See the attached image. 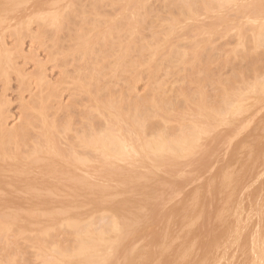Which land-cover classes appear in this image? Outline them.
<instances>
[{"label": "rangeland", "instance_id": "rangeland-1", "mask_svg": "<svg viewBox=\"0 0 264 264\" xmlns=\"http://www.w3.org/2000/svg\"><path fill=\"white\" fill-rule=\"evenodd\" d=\"M243 1L0 0V264H264V0Z\"/></svg>", "mask_w": 264, "mask_h": 264}, {"label": "bare ground", "instance_id": "bare-ground-1", "mask_svg": "<svg viewBox=\"0 0 264 264\" xmlns=\"http://www.w3.org/2000/svg\"><path fill=\"white\" fill-rule=\"evenodd\" d=\"M8 1H10V0H8ZM25 1H26V0H25ZM49 1L51 2V0H49ZM236 1H238V0H236ZM244 1H245V0H244ZM244 1H243L242 3H245ZM3 2H5V1H3ZM55 2H56V1H55ZM55 2H54V3H55ZM239 2H240V1H239ZM3 4H4V3H3ZM10 4H11V3H10ZM52 4H53V3L51 2L50 5H52ZM238 4L240 5V3H238ZM1 5H2V4H1ZM47 6H49V5H47ZM52 6H53V5H52ZM249 6H250V5H249ZM2 7H4V6H2ZM5 7H6V6H5ZM240 8H241V5H240ZM242 8H244V7H242ZM247 9H248V8H247ZM4 10H5V9H4ZM45 10H46V9H45ZM47 10H48V9H47ZM50 10H51V9H50ZM261 10H262V9H261ZM261 10H260V11H261ZM52 11H54V10H52ZM46 13H47V12H46ZM51 13H52V12H51ZM247 13H249V12H247ZM49 14H50V13H49ZM244 14H246V13H244ZM261 14H262V12H261ZM51 15H52V14H51ZM45 16H47V15L45 14ZM247 16H248V15H247ZM50 17H52V16H50ZM249 17H250V16H249ZM249 17H248V18H249ZM251 17H252V15H251ZM259 17H262V16H259ZM45 18H46V17H45ZM248 18H247V20H249ZM257 18H258V17H257ZM244 19H245V17H244ZM253 19H254V18H253ZM250 20H251V19H250ZM262 20H263V19H261L260 22H262ZM254 21H256V18L254 19ZM258 21H259V20H258ZM258 21H257V22H258ZM263 21H264V20H263ZM245 22H248V23H249V21H245ZM257 22H256V23H257ZM260 22H259V23H260ZM250 23H254V22H250ZM254 24H255V23H254ZM252 25H253V24H252ZM260 25H261V23H260ZM258 26H259V24H257V26L255 25L256 28H257ZM259 27H260V26H259ZM263 27H264V26H263ZM257 29H259V28H257ZM252 30L254 31L255 29H252ZM257 31H258V30H256V31L253 32V33H256ZM262 31H263V32H262ZM261 32L264 33V30H261ZM253 33H252V34H253ZM257 33H258V32H257ZM258 34H261L260 31H259ZM254 35H255V34H254ZM261 36H262V35H261ZM257 37H258V36H257ZM257 37H256V35H255V37L253 36V38H257ZM259 39H261V38L259 37ZM262 39H264V37H263ZM253 41H256V39L253 40ZM259 41H260V40H259ZM259 41H258V42H259ZM263 41H264V40H262V41H260V42H263ZM260 42H259V43H260ZM255 44H256V42H255ZM259 45H261V44H259ZM262 45H264V44H262ZM263 83H264V82H263ZM235 103H236V102H235ZM228 111H229V109H228ZM236 113H237V112H236ZM120 115H121V114H120ZM118 116H119V115H118ZM122 116H123L124 118H125V117L128 118V116H124V115H122ZM122 116H121V117H122ZM119 117H120V116H119ZM123 117H122V118H123ZM129 117H130V116H129ZM114 118H115V117H114ZM132 118H134V116H132ZM117 119H119V118L117 117ZM129 119H130V118H129ZM120 120H121V119H119L118 122H122V121H120ZM122 120H123V119H122ZM130 120H131V119H130ZM134 120H135V118H134ZM115 121H116V118H115ZM123 122L125 123L126 121L124 120ZM128 122H129V121H128ZM113 123H114V122H112V124H113ZM116 123H117V121H116ZM132 123H133V122H132ZM132 123H131V124H132ZM134 123H135V121H134ZM136 123H138V122L136 121ZM119 124L121 125L122 123H119ZM46 125H47V124H46ZM46 125H44V127H45ZM116 125H117V124H116ZM127 125H128V124H127ZM134 125H135V124H134ZM137 125H139V123H138ZM113 126H114V125H113ZM113 126H112L111 128H113ZM117 126H118V125H117ZM128 126H129V125H128ZM130 126H131V125H130ZM139 126H140V125H139ZM195 126H196V125H195ZM44 127H43V128H44ZM121 127H122V125H121ZM121 127H119V128L121 129ZM124 127H125V125H124ZM132 127H133V124H132ZM114 128H115V127H114ZM133 128H135V127H133ZM138 128H139V127H138ZM255 128H256V127H255ZM44 129H48L47 126H46ZM49 129H51V128H49ZM123 129H124V128H123ZM198 129H199V128H198ZM198 129H197V130H198ZM115 130H116V133H117V130H118V129H115ZM125 130L128 131V129H124V131H125ZM131 130H132L131 132H133V129H132V128H131ZM139 130H142V128L139 129ZM193 130H194V128H193ZM195 130H196V127H195ZM45 131H46V130H45ZM111 131L114 133L113 130H111ZM124 131H122V133H123ZM135 131H137V129H135ZM253 131H254V130H253ZM50 132H51V131H50ZM105 132H106V131H105ZM108 132H110V130H109ZM191 132H192V131H191ZM251 132H252V131H251ZM45 133H47V132H45ZM116 133H115V136L118 135V134H116ZM122 133H120V134H122ZM126 133H127V132H126ZM196 133H197V132H196ZM101 134H102V133H101ZM106 134H107V133H106ZM110 134H111V133H110ZM135 134H136V132H135ZM135 134H133V135L135 136ZM137 134H138V132H137ZM139 134H141V133L139 132ZM190 134H192V133H190ZM190 134H188V135H190ZM198 134L200 135V132H199V131H198ZM244 134H245V133H244ZM99 135H100V134H98V137H96V138L100 139ZM108 135H109V134H108ZM113 135H114V134H112L111 136L114 137ZM128 135H131V133L128 134ZM133 135H131V136H133ZM188 135H187V136L185 135V136L190 138V136H188ZM192 135H193V134H192ZM194 135H195V134H194ZM48 136H49V135H48ZM100 136H101V135H100ZM104 136H105V134H103V137H104ZM111 136H110V137H111ZM121 136H122V135H121ZM121 136H120V141H121V138L126 137V135H124V133H123V136H124V137H121ZM181 136H182V135H181ZM49 137H50V136H49ZM107 137H108V136H107ZM118 137H119V135H118ZM118 137H117V138H118ZM182 137H183V136H182ZM192 137H194V136H191V138H190V139H187V140H191V142H192V141L194 140V139H192ZM101 138H102V136H101ZM104 138H106V136H105ZM127 138H128V136H127ZM134 138H135V137H130L129 140L133 139V141H134ZM137 138H139V137L137 136ZM137 138H135V141H137V140H140V141H141V140H142V138H141V139H140V138L137 139ZM147 138H148V137H147ZM178 138H179V137H178ZM184 138H185V137H184ZM184 138H182V139L185 141L186 138H185V139H184ZM50 139L52 140V138H50ZM94 139H95V138H94ZM111 139H112V138H111ZM136 139H137V140H136ZM179 139H180V141H181V138H179ZM179 139H178V140H179ZM100 140H101V139H100ZM100 140H99V141H100ZM104 140H105V139H104ZM104 140H103V142H104ZM106 140H107V139H106ZM109 140H110V139H109ZM122 140H124V139H122ZM125 140H126V139H125ZM127 140H128V139H127ZM129 140H128V141H129ZM171 140H173V139H171ZM171 140H170V141H171ZM183 140H182V143H183ZM52 141H53V140H52ZM97 141H98V140H97ZM112 141H115V140H112ZM120 141H117V140L115 141V142H118V147H119V144H120L119 142H120ZM133 141H132V142H133ZM140 141H139V142H140ZM142 141H144V140H142ZM156 141H157V140H156ZM156 141L154 140V142H156ZM161 141H163V140H161ZM168 141H169V140H168ZM180 141H178V142L180 143ZM0 142H1V141H0ZM91 142H92V141H91ZM91 142H90V143H91ZM101 142H102V141H101ZM103 142H102V143L96 142V143L99 144V145H100V144H102V145H103V144H105V145L108 144V143H107L108 141H107V142L105 141L106 143H105V142L103 143ZM123 142H124V141H123ZM129 142H130V141H129ZM144 142L147 143V141H144ZM148 142H149V140H148ZM158 142H160V140H159ZM166 142H167V141H166ZM166 142H164V143H166ZM178 142H177V139H176V144H177ZM185 142H186V141H185ZM185 142H184V143H185ZM191 142H190V143H191ZM53 143H54V141H53ZM125 143H126V142H125ZM133 143H134V142H133ZM136 143H138V142H136ZM136 143H135V145L133 144V146H137ZM142 143H143V142H142ZM164 143H163V144H164ZM170 143H171V142H170ZM172 143H175V142L173 141ZM172 143H171V144H172ZM179 143H178V145H180ZM113 144H114V143H113ZM113 144H112V143L110 144L111 147H112ZM122 144H123V143H122ZM127 144H128V143H127ZM131 144H132V143H131ZM131 144H130V145H131ZM139 144H141V143H139ZM171 144H170V145H171ZM185 144H187V142H186ZM188 144H189V143H188ZM188 144H187V145H188ZM193 144H195V142H194V143H191V146H190V145H188V146H183V145H182V146H183V148H184V147H186V148L189 147V150L192 151V149H190V147L192 148V145H193ZM0 145H2V144H0ZM54 145H55V144H54ZM90 145L92 146L93 144L91 143ZM105 145H104V146H105ZM110 145H109V146H110ZM115 145H117V144L115 143ZM115 145H113L114 147L112 148L113 153L115 152V151H114V148H116ZM128 145H129V144H128ZM150 145H151V144H150ZM156 145L158 146V143H156ZM164 145H167V146H168L169 143H168V144H164ZM170 145H169V146H170ZM173 145H174V144H173ZM173 145H172V147H173ZM97 146H98V145H97ZM97 146H96V147H97ZM120 146H123V145H120ZM146 146L148 147V145H146ZM146 146H144V144H143V148H144V147L146 148ZM157 146H154V147H157ZM160 146H161V145H160ZM169 146H168V147H169ZM180 146H181V145H180ZM180 146H177L176 148L179 149ZM182 146H181V147H182ZM193 146H194V145H193ZM246 146H247V145H246ZM93 147H95V146H93ZM96 147H95V148H96ZM101 147H102V146H101ZM107 147H108V145H107ZM107 147H105V149L103 148L102 151H106ZM123 147H126V144H125V146H123ZM131 147H132V146H131ZM138 147H139V146H138ZM138 147H137V150L135 149L137 152H138V150L140 151V149H139L140 147H141V149H142V146H140L139 148H138ZM168 147H167V148H168ZM172 147H171V148H172ZM108 148H109V147H108ZM120 148H121V147H120ZM169 148H170V147H169ZM176 148H175V150H176ZM186 148H185V149H186ZM96 149H98V147H97ZM96 149H95V150H96ZM130 149H131V148H130ZM148 149H149V150H147V148H146L147 151H150V147H148ZM151 149H152V148H151ZM154 149H155V148H154ZM158 149L160 150L161 148L158 147ZM164 149H165V148H164ZM172 149H173V148H172ZM181 149H182V148H181ZM107 150H109V149H107ZM116 150L118 151V149H116ZM119 150L121 151L122 148L119 149ZM125 150L127 151L128 149H125ZM159 150H158L157 152H159ZM162 150H163V149H162ZM165 150H166V149H165ZM179 150H180V149H179ZM235 150H236V149H235ZM102 151H101V152H102ZM131 151H132V150H131ZM141 151H143V150H141ZM141 151H140V152H141ZM154 151H155V150H154ZM154 151H153V152H154ZM176 151H177V150H176ZM186 151H187V150H186ZM186 151H185L184 153H186ZM49 152H50V151H49ZM51 152H52V150H51ZM106 152H108V151H106ZM106 152H103V153H106ZM110 152H111V151L108 152V155H109ZM128 152H130V151H128ZM161 152H163V151H161ZM167 152H168V151H167ZM171 152H172V151H171ZM173 152L176 153L175 151H173ZM182 152H183V151H181L180 154H183ZM42 153H43V152H42ZM98 153H100V150H99ZM103 153H102V155H103ZM115 153H116V152H115ZM121 153L123 154L122 151H121ZM126 153H127V152H126ZM131 153H132V152H131ZM134 153H135V152H134ZM138 153H139V152H138ZM142 153H143V152H142ZM163 153H164V152H163ZM163 153H162V154H163ZM165 153H166V152H165ZM165 153H164V156H165L166 154H168V153H166V154H165ZM106 154H107V153H106ZM111 154H112V153H110V155H111ZM119 154H120V153H118V155H119ZM128 154H129V153H128ZM144 154H145V152H144ZM157 154H159V153H157ZM160 154H161V153H160ZM177 154H178V152H177ZM188 154H189V153H188ZM240 154H241V153H240ZM247 154H248V153H247ZM39 155H40V153H39ZM44 155H45V153H44ZM54 155H55V153H54ZM59 155H60V153H59ZM63 155H65V157H66L67 154H63ZM63 155H62V156H63ZM70 155H71V154H69V156H70ZM96 155H97V154H96ZM99 155H100V154H99ZM99 155H98V156H99ZM113 155H114V154H113ZM113 155H112V156H113ZM120 155H121V154H120ZM120 155H119V156H120ZM145 155H146V154H145ZM153 155H154V154H153ZM170 155H171V153H170ZM172 155H173V157H175L174 154H172ZM175 155H176V154H175ZM189 155H190V154H189ZM189 155H188V156H189ZM235 155H236V154H235ZM46 156H47V155H46ZM71 156H72V155H71ZM103 156H104V155H103ZM116 156H117V155H116ZM124 156H125V155H123V157H122V156H121V157L125 159ZM128 156H129V155H128ZM128 156H126V158H128ZM133 156L135 157V154H134ZM150 156H151V155H150ZM167 156H168V155H167ZM176 156L178 157V156H180V155H176ZM114 157H115V156H114ZM121 157H120V158H121ZM134 157H133V158H134ZM148 157H149V156H148ZM152 157H153V156H152ZM185 157H186V156H185ZM47 158H49V157H47ZM58 158H59V157H57V159H58ZM61 158H62V157H61ZM67 158H68V155H67V157H66L65 159H67ZM69 158H70V157H69ZM69 158H68V160H69ZM110 158H112V157H109V159H110ZM116 158H118V157H115L114 159H116ZM130 158H131V157H130ZM135 158H136V157H135ZM171 158H172V157H171ZM181 158H184V155H183V157L181 156ZM42 159H43V158H42ZM65 159H64V160H65ZM106 159H108V158L106 157ZM112 159H113V158H112ZM124 159H123V160H124ZM136 159H137V158H136ZM136 159H135V160H136ZM149 159L151 160V158H149ZM153 159H154V158H153ZM155 159H156V158H155ZM172 159H173V158H172ZM54 160H55V159H54ZM120 160H121V159H120ZM128 160H129V159H128ZM135 160H134V161H135ZM156 160H157V159H156ZM170 160H171V159H170ZM58 161H59V160H58ZM66 161H67V160H66ZM71 161H72V164H73V161H74V160H71ZM71 161L69 160V162H71ZM98 161H100V160H98ZM105 161H108V160H105ZM113 161H114V160H113ZM115 161H117V160H115ZM115 161H114V162H115ZM118 161H119V158H118ZM160 161H161V160H160ZM174 161L177 162L176 158H175ZM37 162H38V161H36V163H37ZM44 162H45V161H44ZM50 162H51V160H50ZM54 162H55V161H54ZM74 162H75V161H74ZM77 162H78V161H77ZM85 162H87V161H85ZM85 162H84V163H85ZM100 162H101V161H100ZM102 162H103V161H102ZM108 162H109V161H108ZM156 162H157V161H156ZM162 162H163V161H162ZM165 162L167 163V161H165ZM165 162H164V163H165ZM176 162H175V163H176ZM97 163H98V162H97ZM103 163H105V162H103ZM111 163H113V162L111 161ZM111 163L109 162V164H111ZM120 163L123 164V162H120ZM125 163H126V161H125ZM132 163H133V161H132ZM177 163H178V162H177ZM180 163H181V162H180ZM234 163H235V162H234ZM5 164H6V163H5ZM57 164H58V163H57ZM69 164H71V163H69ZM74 164H75V163H74ZM77 164H78V167H79L80 162L77 163ZM82 164H83V163H82ZM82 164H81V165H82ZM85 164H86V163H85ZM113 164H114V163H113ZM158 164L161 165L160 162H159ZM170 164H171V163H170ZM54 165H55V164H54ZM54 165H52V166H54ZM65 165H66V164H65ZM95 165H96V164H95ZM97 165H99V164H97ZM100 165H101V164H100ZM123 165H125V164H123ZM1 166H2V165H1ZM46 166H47V165H46ZM83 166H84V165H83ZM86 166H87V165H86ZM104 166H106V164H104ZM115 166H117V165H115ZM164 166H165V165H164ZM167 166H168V165H167ZM225 166H226V165H224V167H225ZM62 167H63V166H62ZM64 167L66 168V166H64ZM75 167H76V166H75ZM75 167H74V168H75ZM97 167H98V166H97ZM121 167H122V166H121ZM231 167H232V166H231ZM35 168H36V167H35ZM39 168H40V167H38V170L41 171V169H39ZM46 168H47V167H46ZM54 168H55V166H54ZM83 168H84V167H83ZM98 168H99V167H98ZM118 168H119V166H118ZM78 169H79V168H78ZM94 169H95V167H94ZM108 169H109V167H108ZM232 169H233V168H232ZM1 170H2V168H1ZM38 170H36V171H38ZM66 170H67V169H66ZM83 170H84V169H83ZM100 170H101V168H100ZM104 170H106V169H104ZM114 170H115V169H114ZM127 170H128V169H127ZM224 170H225V169H224ZM263 170H264V168H263ZM3 171H5V170L3 169ZM54 171H55V169H54ZM54 171H53V172H54ZM63 171H64V170H63ZM86 171H88V170H86ZM89 171H90V170H89ZM124 171H125V170H124ZM128 171H129V170H128ZM222 171H223V170H222ZM24 172H25V170H24ZM41 172H42V171H41ZM49 172H51V171H49V170L46 171L47 174H48ZM56 172H57V171H55V173H56ZM91 172H93V171H91ZM103 172H104V171H103ZM107 172H110V169H109V171H107ZM118 172H120V171L118 170ZM118 172H117V173H118ZM6 173H7V171H6ZM17 173H18V172H17ZM19 173H21V172H19ZM26 173H27V171H26ZM38 173H39V172H38ZM97 173H98V172H97ZM97 173H96V174H97ZM130 173H131V172H130ZM220 173H221V172H220ZM224 173L226 174V172H224ZM257 173H258V172H257ZM260 173H261V172H260ZM0 174H1V173H0ZM14 174H15V173H14ZM40 174H41V173H40ZM62 174H63V173H62ZM83 174H84V173H83ZM87 174H89V173H87ZM90 174H91V173H90ZM96 174H95V175H96ZM103 174H104V173H103ZM107 174H108V173H107ZM5 175H6V174H5ZM8 175H9V174H8ZM15 175H16V174H15ZM66 175H67V173H66ZM84 175H85V174H84ZM112 175H113V174H112ZM227 175H228V174H227ZM77 176H78V175H77ZM97 176H98V174H97ZM97 176H96V177H97ZM114 176H115V175H114ZM17 177H18V176H17ZM61 177H63V176H61ZM64 177H65V176H64ZM81 177H82V176H81ZM81 177H78V178H81ZM83 177H84V176H83ZM83 177H82V178H83ZM102 177H103V176H102ZM112 177H113V176H112ZM117 177H118V176H117ZM120 177H121V175H120ZM208 177H209V176H208ZM220 177L222 178L223 176L221 175ZM224 177H225V176H224ZM257 177H258V176H257ZM2 178H3V176H2ZM26 178H27V177H26ZM58 178H59V176H58ZM86 178H87V177H86ZM106 178H107V176H106ZM122 178H123V177H122ZM122 178H119V179H122ZM225 178H227V177H225ZM225 178H224V179H225ZM51 179H52V178H51ZM65 179H66V177H65ZM98 179H99V176H98ZM103 179H104V178H103ZM107 179H108V178H107ZM113 179H115V178H113ZM113 179H112V180H113ZM222 179H223V178H222ZM0 180H1V179H0ZM22 180H24V178H22ZM28 180H29V178H28ZM32 180H33V179H32ZM69 180H70V179H69ZM72 180H73V179H72V177H71V181H72ZM75 180H76V179H75ZM81 180L83 181V179H81ZM1 181H2V180H1ZM5 181H7V180H5ZM10 181H11V180H10ZM10 181H8V182H10ZM26 181H27V180H26ZM88 181H89V180H88ZM109 181H110V180H109ZM208 181H209V179H208ZM210 181H211V180H210ZM210 181H209V182H210ZM223 181H224V180H223ZM14 182H16V181H14ZM27 182H28V181H27ZM29 182H30V181H29ZM72 182H73V181H72ZM75 182H78V180H76ZM79 182H80V181H79ZM79 182H78V184H79ZM110 182H111V181H110ZM114 182H115V181H114ZM209 182H208V183H209ZM31 183H32V182H31ZM58 183H59V182H58ZM116 183H117V182H116ZM2 184H4V183H2ZM42 184H44V183H42ZM82 184H83V183H81V186H82ZM98 184H99V183H98ZM4 185H5V184H4ZM17 185H18V184H17ZM83 185H84V184H83ZM87 185H89V183H87ZM122 185H123V184H122ZM226 185H227V184H226ZM8 186H10V185L7 184V187H8ZM81 186H80V187H81ZM90 186H91V185H90ZM90 186H89V187H90ZM11 187H12V186H11ZM16 187H17V186H16ZM84 187H85V185H84ZM93 187H94V186H93ZM98 187H99V186H98ZM219 187H220V186H219ZM224 187H225V186H224ZM32 188H33V187H32ZM86 188H88V187H86ZM101 188H102V187H101ZM125 188H126V187H125ZM195 188H197V187H195ZM195 188H194V189H195ZM225 188H226V187H225ZM243 188H244V187H243ZM11 189H12V188H11ZM28 189H29V188H28ZM110 189H111V188H110ZM131 189H132V188H131ZM23 190H24V189H23ZM25 190H26V188H25ZM25 190H24V191H25ZM29 190H31V188H30ZM33 190H34V189H33ZM90 190H91V187H90ZM97 190H98V189H97ZM119 190H120V188H119ZM196 190H197V189H196ZM196 190H195V191H196ZM1 191H2V190H1ZM35 191H36V190H35ZM44 191H45L44 193L46 194V193H47L46 190H44ZM120 191H121V190H120ZM124 191H125V190H124ZM7 192H9V191H7ZM29 192H30V191H29ZM54 192H55V190H54ZM48 193H49V197H50L51 192H48ZM193 193H194V192H193ZM31 194H34V193L32 192ZM45 194H44V195H45ZM52 194H53V193H52ZM99 194H101V193H99ZM218 194H219V193H218ZM23 195H24V194H23ZM37 195H38V194H37ZM40 195H41V194H40ZM35 196H36V195H35ZM53 196H55V195H53ZM83 196H84V195H83ZM113 196H114V195H113ZM126 196H127V195H126ZM55 197H56V196H55ZM111 197H112V196H111ZM12 198H13V197H12ZM82 198H83V197H82ZM82 198H81V199H82ZM97 198H98V197H97ZM100 198H101V196H100ZM193 198H194V197H193ZM41 199H42V197H41ZM65 199H66V198H65ZM212 199H213V198H212ZM76 200H77V199H76ZM119 200H120V198H119ZM2 201H3V200H2ZM7 201H8V200H7ZM90 201H91V200H90ZM95 201H96V199H95ZM99 202H100V201H99ZM5 203H6V200H5ZM15 203H16V202H15ZM42 203H43V201H42ZM66 203L69 204L68 202H66ZM72 203H73V201H72ZM92 203H93V202H92ZM95 203H96V202H94V204H95ZM1 204H3V203L0 202V205H1ZM23 204H24V203H23ZM23 204H19V205L25 206V205H23ZM194 204H195V203H194ZM5 205H6V204H5ZM29 205H30V204H29ZM38 205H39V203L37 204V207H38ZM51 205H53V203H51ZM56 205H57V204H56ZM58 205H59V204H58ZM77 205H78V203H77ZM84 205H85V204H84ZM255 205H256V204H255ZM39 206H40V205H39ZM42 206H43V205H42ZM44 206H45V205H44ZM44 206H43V208H44ZM80 206H81V204H80ZM94 206H95V205H94ZM48 207H49V206H48ZM60 207H61V206H60ZM74 207H75V206H74ZM103 207H104V206H103ZM192 207H193V206H192ZM236 207H237V206H236ZM39 208H40V207H39ZM39 208H38V209H39ZM68 208H69V209H67V212H68V210H71L70 207H68ZM75 208H76V207H75ZM80 208H81V207H80ZM99 208H100V207H99ZM105 208H106V207H105ZM115 208H116V207H115ZM115 208H114V209H115ZM0 209H2V208H0ZM16 209H17V211H18V209H20V207L18 208V207L16 206L15 210H16ZM21 209H22V208H21ZM30 209H33V208H30ZM36 209H37V208H36ZM40 209H41V210H39V211H42V212L44 211L42 208H40ZM77 209H78V208H77ZM87 209H88V208H87ZM90 209H91V207H90ZM92 209H93V208H92ZM92 209H91V210H92ZM116 209H117V208H116ZM5 210H6V208H5ZM12 210H13V208H12ZM15 210H14V211H15ZM59 210H60V209H59ZM61 210H62V209H61ZM65 210H66V208H65ZM83 210H84V209H83ZM95 210H96L95 212H97V209H95ZM107 210H108V209H107ZM2 211H3V209H2ZM19 211H20V210H19ZM19 211H18V212H19ZM35 211L38 212V210H35ZM50 211H57V210H55V208H54V210H51V209H50ZM50 211H48V213H49ZM15 212H16V211H15ZM22 212H24V210H22V211L19 212V213L22 214ZM37 212H36V215L40 213V212H39V213H37ZM42 212H41V213H42ZM62 212H63V210H62ZM67 212H65V213H67ZM79 212H80V211H79ZM90 212H92V211H90ZM90 212H89V213H90ZM93 212H94V211H93ZM93 212H92V213H93ZM114 212H115V211H113V213H114ZM224 212H225V211H224ZM233 212H234V210H233ZM259 212H260V211H259ZM7 213H9L8 210H7ZM12 213H14V212H12ZM12 213H11V214H12ZM26 213H27V212H26ZM53 213L55 214L56 212H53ZM60 213H61V212H60ZM65 213H64V214L61 213L62 216H59L58 213H57V216L61 217V218H62L61 220L63 221V220H64V219H63V218H64L63 216L66 215ZM74 213H75V212H74ZM89 213H88V214H89ZM108 213H109V212H108ZM245 213H246V212H245ZM0 214H1V212H0ZM32 214H34L33 211H32ZM42 214H43V216H44V212H43ZM42 214H41V215H42ZM45 214L47 215V213H45ZM54 214H53V215H54ZM72 214H73V212H72ZM72 214H71V215H72ZM233 214H234V213H233ZM238 214H239V213H238ZM4 215H6V214H4ZM14 215H16V214H14ZM17 215H18V214H17ZM29 215H30V214H29ZM36 215H35V216H36ZM67 215H68V214H67ZM75 215H76V213H75ZM110 215H111V214H110ZM112 215H113V214H112ZM255 215H256V214H255ZM259 215H260V214H259ZM7 216H9L10 218H12V217H11L12 215L10 216V215L7 214ZM72 216H73V215H72ZM114 216H115V215H114ZM196 216H197V215H196ZM5 217H6V216H4V218H5ZM27 217H28V216H27ZM32 217H33V216H32ZM39 217H40V214H39L38 218H39ZM67 217L69 218V216H67ZM81 217L83 218V216H81ZM89 217H90V216H89ZM116 217H118V216H116ZM183 217H184V216H183ZM256 217H257V216H256ZM6 218H7V217H6ZM28 218L30 219V217H28ZM28 218H27V219H28ZM47 218H48V217H47ZM55 218H56V217H55ZM55 218H54V221H53V222H54L55 224H56V222H57V224H58V221H55ZM87 218H88V217H87ZM197 218H198V217H197ZM12 219H13V218H12ZM12 219H11V220H12ZM14 219H17V218L14 217ZM18 219H19V218H18ZM21 219L23 220V218H21ZM24 219H26V218H24ZM34 219L36 220V218H34ZM40 219H43V218H40ZM58 219H60V218H58ZM58 219L56 218V220H58ZM114 219H115V218H114ZM114 219H113V220H114ZM119 219H120V218H119ZM180 219H181V218H180ZM186 219H187V218H186ZM193 219H195V218L193 217ZM0 220H3V219L0 218ZM5 220H6V219H5ZM8 220H9V219H8ZM47 220H48V219H47ZM61 220H60V221H61ZM65 220H66V219H65ZM88 220H89V219H88ZM95 220H98V219L95 218ZM24 221H25V220H24ZM24 221H23V222H24ZM62 221H61V222H62ZM77 221H79V220H77ZM90 221H91V220H90ZM98 221H99V220H98ZM167 221H168V220H167ZM180 221H181V220H180ZM194 221H196V220H194ZM4 222H5V221H4ZM8 222H9V221H8ZM16 222H17V221H16ZM19 222H20V220H19ZM28 222H29V221H28ZM36 222H37V221H36ZM42 222H43V221H42ZM42 222H41V223H42ZM44 222H45V221H44ZM44 222H43V224H44ZM50 222H52V219H51ZM53 222H52V223H53ZM66 222H67V221H66ZM70 222H71V219H70ZM79 222H80V225H81V222H85V220H84V221H79ZM88 222H89V221H88ZM113 222H116V221H113ZM113 222H112V223H113ZM5 223H6V222H5ZM9 223H10V222H9ZM9 223H8V224H9ZM14 223H15V222H14ZM20 223H21V222H20ZM29 223H30V222H29ZM39 223H40V222H39ZM74 223H75V222H74ZM92 223H93V222H92ZM103 223H106L105 220H104ZM108 223H109V222H108ZM112 223H110V224H111V225H110L111 227H112ZM8 224H7V225H8ZM37 224H38V223H37ZM55 224H53V225H55ZM57 224H56V225H57ZM76 224H78V223H76ZM87 224H88V223H86V225H87ZM114 224H115V223H114ZM1 225H4V223H1ZM1 225H0V229H1ZM9 225H10V224H9ZM9 225H8V226H9ZM17 225H18V224H17ZM23 225H26V224L23 223ZM29 225H31V223H30ZM32 225H36V223H35V224H32ZM48 225H49V223H48ZM53 225H51V226H53ZM74 225H75V224H74ZM80 225H79L78 227H81ZM187 225H188V224H187ZM18 226H19V225H18ZM27 226H28V224H27ZM38 226H39V225H38ZM40 226H41V224H40ZM46 226H47V225H46ZM46 226H45V227H46ZM82 226H85V225L82 224ZM110 226H109V227H110ZM190 226H191V225H189V227H190ZM2 227H3V226H2ZM20 227L22 228V226H20ZM25 227H26V226H25ZM33 227H34V226H33ZM33 227H32V228H33ZM41 227H43V226H41ZM45 227H44V228H45ZM48 227H49V226H48ZM48 227H47V228H48ZM53 227H54V226H53ZM70 227H71V226H70ZM72 227H73V224H72ZM75 227H76V225H75ZM75 227H74V228H75ZM78 227H77V229H74V231H76V230L78 231V229H80V228H78ZM87 227L89 228L88 225H87ZM113 227H114V226H113ZM115 227L117 228V225H116ZM182 227H183V226H182ZM185 227H186V226H185ZM9 228H10V227H9ZM9 228H8V229H9ZM11 228H12V227H11ZM35 228H36V229L38 228L37 225H36ZM35 228H34V230H35ZM47 228H46V229H47ZM50 228H51V227H50ZM82 228H83V227H82ZM15 229H16V228H15ZM26 229H27V227H26ZM26 229H25V230H26ZM29 229L31 230V228H28L26 232L30 231ZM94 229H95V228H94ZM109 229H110V228H108V230H109ZM113 229H114V230H113ZM113 229H112V230H113V233L116 232L117 230H119V229H116V231H115V228H113ZM131 229H132V228H131ZM186 229H187V228H186ZM233 229H234V228H233ZM4 230H5V229H4ZM16 230H17V229H16ZM38 230H39V229H38ZM40 230H41V229H40ZM49 230H50V229H49ZM49 230L47 231L48 233H49ZM80 230H81V229H80ZM82 230H83V229H82ZM110 230H111V229H110ZM122 230H123V228H122ZM7 231H9V230H7ZM7 231H6V232H7ZM17 231L21 232V230H17ZM22 231H23V230H22ZM42 231H43V229H42ZM51 231H52V230H51ZM77 231H76V232H77ZM106 231H107V230H106ZM164 231H165V230H164ZM179 231H180V230H179ZM2 232H3V231H2ZM24 232H25V231H24ZM30 232H32V231H30ZM45 232H46V230H45ZM107 232H108V231H107ZM111 232H112V231H111ZM0 233H1V231H0ZM38 233H39V232L37 231V233H35V234H38ZM78 233H79V231H78ZM81 233H82V232H81ZM113 233H111V234H113ZM178 233H179V232H178ZM28 234H29V233H28ZM42 234H43V232H41V235H42ZM44 234H45V233H44ZM82 234H83V233H82ZM117 234H118V233H117ZM120 234H121V233H120ZM32 235H33V234H32ZM38 235H40V234H38ZM77 235H78V234H77ZM87 235H88V233H87ZM87 235H82V237H84V236L87 237ZM108 235H110V234H107V236H108ZM36 236H37V235H36ZM43 236H44V235H43ZM80 236H81V235H78V237H80ZM91 236H93V235H91ZM100 236L102 237V234H100ZM104 236H105V235H104ZM107 236H105V237H107ZM162 236H163V235H162ZM32 237H33V240H34V239H35L34 236H32ZM37 237H38V236H37ZM78 237H77V238H78ZM82 237H81V238H82ZM101 237H100V238H101ZM119 237H120V236H119ZM119 237H118V238H119ZM256 237H257V236H256ZM262 237H263V236H262ZM38 238H39V237H38ZM40 238H41V237H40ZM40 238H39V239H40ZM42 238H43V237H42ZM88 238H89V235H88V237H87L86 239H87V240H91V239H93V237H92L91 239H88ZM96 238H97V237H96ZM120 238H121V237H120ZM173 238H174V237H173ZM36 239H37V238H36ZM84 239H85V238H84ZM98 239H99V238H98ZM113 239H114V238H113ZM37 240H38V239H37ZM37 240H35V241H37ZM40 240H41V239H40ZM40 240H39V241H40ZM76 240H77V239H76ZM102 240H103V239H102ZM110 240H111V239H110ZM84 241H85V240H84ZM94 241H95V240H94ZM96 241H99V240H96ZM100 241H101V240H100ZM103 241H104V240H103ZM105 241H106V240H105ZM105 241H104V242H105ZM182 241H183V240H182ZM192 241H193V240H192ZM262 241H263V240H262ZM79 242H80V241H79ZM79 242H78V243H79ZM81 242H82V245H83L84 242H83L82 240H81ZM92 242H93V241H92ZM92 242H91V243H92ZM107 242H108V239H107ZM118 242H119V241H118ZM229 242H230V240H229ZM41 243H42V242H41ZM78 243H77V244H78ZM85 243H86V242H85ZM88 243H89V241H88ZM88 243H86V244L89 245ZM95 243H96V242H94V244L92 243L93 245H91V244H90V245H91V246H94ZM99 243H100V242H99ZM111 243H113V242H111ZM168 243H169V242H168ZM191 243H192V242H191ZM227 243H228V242H227ZM109 244H110V243H109ZM161 244H162V243H161ZM256 244H257V242H256ZM35 245H36V244H35ZM39 245H41V244H39ZM79 245L82 246L81 244H79ZM79 245H77V246H78L77 249L79 248ZM87 245H85V246H86V248H87V250H88V247H89L90 245H89V246H87ZM99 245H100V244H99ZM117 245H118V243H117ZM117 245H116V246H117ZM179 245H180V244H179ZM179 245H178V246H179ZM227 245H229V244H227ZM254 245H255V244H254ZM36 246H37V245H36ZM83 246H84V245H83ZM83 246H82V247H83ZM85 246H84V247H85ZM105 246H106V245H105ZM168 246H169V245H168ZM180 246H181V245H180ZM180 246H179V247H180ZM188 246H190V245H188ZM188 246H187V247H188ZM193 246H194V245H193ZM193 246H191V247H193ZM82 247H81V249H82ZM166 247H167V246H166ZM225 247H226V246H225ZM94 248H98V247L96 246V247H94ZM94 248L92 247L91 249H93V251H95ZM102 248L104 249V246H103ZM102 248H101V249H102ZM106 248H107V247H106ZM163 248H164V247H163ZM163 248H162V249H163ZM185 248H186V247H185ZM188 248H190V247H188ZM77 249H76V250H77ZM81 249H80V250H81ZM107 249H108V248H107ZM112 249H113V248H112ZM162 249H161V250H162ZM76 250H74L73 252H75ZM78 250H79V249H78ZM78 250H77V251H78ZM80 250H79L78 252L81 253L82 250H81V251H80ZM85 250H86V249H85ZM89 250H90V248H89ZM163 250H164V249H163ZM163 250H162V251H163ZM99 251H100V250H99ZM123 251H124V250H123ZM184 251L186 252V250H184ZM184 251H183V252H184ZM87 252H88V251H87ZM90 252H91V250H90ZM90 252H88V253L91 254V255L94 254V253L92 254V252H91V253H90ZM96 252H97V249H96ZM104 252H105V251H104ZM104 252H103V253H104ZM114 252H115V250H114ZM121 252H122V251H121ZM260 252H262V251H260ZM59 253H60V252H59ZM85 253H86V252H85ZM106 253H108V252L106 251ZM123 253H124V252H123ZM127 253H128V252H127ZM75 254H76V253H74V255H75ZM78 254H79V253H77V255H78ZM89 254H88V257H86V258L88 259V261H89V259L92 257V256H89ZM100 254H101V253H100ZM59 255H60V254H58V256H59ZM64 255H66V254H64ZM67 255H68V254H67ZM72 255H73V253H72ZM74 255H73V257H74ZM112 255H113V254H111V256H112ZM132 255H133V254H132ZM159 255H160V254H159ZM60 256H63V255H60ZM60 256H59V257H60ZM70 256H71V255H70ZM70 256H69V257H70ZM79 256H80V255H79ZM84 256H85V255H84ZM108 256H110V254H108ZM258 256H259V255H258ZM56 257H57V256H55V258H56ZM59 257H58V258H59ZM82 257H83V256H82ZM89 257H90V258H89ZM93 257H94V255H93ZM103 257H104V255H103ZM134 257H135V256H134ZM134 257H133V258H134ZM254 257H255V256H254ZM261 257H263V256H262V253H261ZM79 258H80V257H79ZM110 258H111V257H110ZM64 259H66V257H65ZM72 259H73V258H72ZM72 259H71V260H72ZM75 259H77V258H75ZM81 259H82V258H81ZM93 259H94V258H93ZM100 259H102V257H101ZM105 259H107V258H105ZM105 259H104V260H105ZM112 259H113V260L115 259V260L113 261V264L116 263V262H115V261H116V258L114 257V258H112ZM128 259H129V258H128ZM131 259H132V258H131ZM261 259H262V258H261ZM53 260H54V259H53ZM59 260H61V259H59ZM62 260H63V259H62ZM69 260H70V259H69ZM69 260H63V261H69ZM83 260H84V257H83ZM83 260H82V261H83ZM55 261H56V260H54V262H55ZM57 261H58V260H57ZM73 261H74V260H73ZM78 261H79V260H78ZM86 261H87V260H86ZM86 261H85V262H86ZM110 261H111V260H110ZM122 261H123V260H122ZM59 262H61V261H59ZM74 262H75V261H74ZM79 262H80V261H79ZM255 262H256V261H255ZM51 263H52V262H51ZM55 263H56V262H55ZM68 263H69V262H67V264H68ZM70 263L73 264L72 262H70ZM75 263H76V262H75ZM89 263H90V262H89ZM100 263H101V262H100ZM103 263H104V262H103ZM125 263H126V261H125ZM224 263H225V262H224ZM56 264H58V262H57ZM92 264H93V263H92ZM95 264H97V263L95 262ZM104 264H106V263H104ZM107 264H108V263H107ZM120 264H121V263H120ZM126 264H127V263H126Z\"/></svg>", "mask_w": 264, "mask_h": 264}]
</instances>
